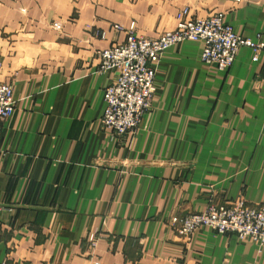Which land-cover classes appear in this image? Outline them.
Returning a JSON list of instances; mask_svg holds the SVG:
<instances>
[{
	"label": "crops",
	"instance_id": "crops-1",
	"mask_svg": "<svg viewBox=\"0 0 264 264\" xmlns=\"http://www.w3.org/2000/svg\"><path fill=\"white\" fill-rule=\"evenodd\" d=\"M185 8L264 40V0H0V80L16 100L0 142V264H264L252 240L202 226L184 242L172 225L211 200L264 204V51L241 46L224 71L202 61L204 41L177 43L136 132L102 123L118 72H98L97 55L126 41L116 25L158 38Z\"/></svg>",
	"mask_w": 264,
	"mask_h": 264
},
{
	"label": "built area",
	"instance_id": "built-area-1",
	"mask_svg": "<svg viewBox=\"0 0 264 264\" xmlns=\"http://www.w3.org/2000/svg\"><path fill=\"white\" fill-rule=\"evenodd\" d=\"M176 20L175 28L166 30L158 38L140 34L135 24L129 28L116 25V29L126 33V41L98 53V72L112 69L118 72L117 79L106 88V109L102 118L103 125L118 136L135 133L144 114L153 108L156 64L171 46L185 40H202V61L224 71L233 65L241 46L255 51L254 60L264 51V40L237 34L226 22L224 12L200 17L185 8ZM101 37L105 38L106 33ZM15 107L13 85L0 80V142L4 123ZM172 225L184 242H189L198 228L207 226L218 233H234L242 240L264 246V204H250L243 197L222 202L211 200L202 212L176 215ZM98 238L97 232L89 234L91 248L97 245Z\"/></svg>",
	"mask_w": 264,
	"mask_h": 264
},
{
	"label": "rangeland",
	"instance_id": "rangeland-1",
	"mask_svg": "<svg viewBox=\"0 0 264 264\" xmlns=\"http://www.w3.org/2000/svg\"><path fill=\"white\" fill-rule=\"evenodd\" d=\"M3 72H4V71L0 72V74L3 73Z\"/></svg>",
	"mask_w": 264,
	"mask_h": 264
}]
</instances>
